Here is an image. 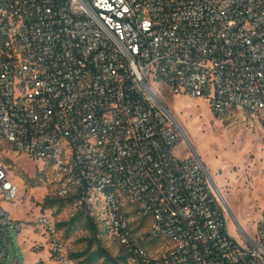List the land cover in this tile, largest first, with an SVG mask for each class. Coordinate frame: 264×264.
<instances>
[{
	"label": "built area",
	"instance_id": "obj_1",
	"mask_svg": "<svg viewBox=\"0 0 264 264\" xmlns=\"http://www.w3.org/2000/svg\"><path fill=\"white\" fill-rule=\"evenodd\" d=\"M154 82L264 128V0H0V143L44 160L58 196L104 224L131 264H264V209L255 232L231 233ZM19 192L0 165V197ZM144 217L147 240L133 228ZM37 223L75 264L51 216ZM13 226L0 203V264H22L8 261Z\"/></svg>",
	"mask_w": 264,
	"mask_h": 264
},
{
	"label": "rangeland",
	"instance_id": "obj_2",
	"mask_svg": "<svg viewBox=\"0 0 264 264\" xmlns=\"http://www.w3.org/2000/svg\"><path fill=\"white\" fill-rule=\"evenodd\" d=\"M165 107L174 116L182 132L209 170L221 192V201L227 211L231 233L241 240L239 229L253 233L256 221L264 209V128L249 115L236 114L232 118H218L204 99L186 94H174L168 87L154 82ZM181 145L179 156L189 153ZM0 165L10 169L11 180L19 185L20 192L13 201L0 197L2 207L20 224L13 226L9 238L8 261L17 258L22 264H62L52 254L46 237L38 225L40 215H49L58 225L67 222L79 212L70 202L50 205L47 199H60L53 176L45 168V161L18 153L10 145L0 143ZM96 222H100L96 220ZM101 228L102 245L114 256L127 255L104 224ZM148 222L140 228L135 222L136 236L149 238ZM68 254L80 253L87 248L91 236L83 222L71 233L59 229ZM160 248V247H159ZM154 256L160 254L154 249ZM83 259H74L80 264ZM127 264H131L128 258Z\"/></svg>",
	"mask_w": 264,
	"mask_h": 264
},
{
	"label": "trees",
	"instance_id": "obj_3",
	"mask_svg": "<svg viewBox=\"0 0 264 264\" xmlns=\"http://www.w3.org/2000/svg\"><path fill=\"white\" fill-rule=\"evenodd\" d=\"M70 202V200L60 198V199H47L45 203L50 205L63 204L65 202ZM83 222L85 228L88 230L91 239L88 241L87 248L80 253L69 254L71 259H83L80 264H127L129 255H118L114 256L107 248L102 245L101 240V228L99 223L93 217L83 215L82 213H76L73 218L67 222L59 223L58 229L65 227L66 233H71L77 224ZM147 224V218L144 217L139 220V227L143 228ZM134 232H136L134 228ZM147 235V234H145ZM148 236V235H147ZM138 240L144 244V241L138 237Z\"/></svg>",
	"mask_w": 264,
	"mask_h": 264
},
{
	"label": "bare ground",
	"instance_id": "obj_4",
	"mask_svg": "<svg viewBox=\"0 0 264 264\" xmlns=\"http://www.w3.org/2000/svg\"><path fill=\"white\" fill-rule=\"evenodd\" d=\"M217 187H218V185H217Z\"/></svg>",
	"mask_w": 264,
	"mask_h": 264
}]
</instances>
